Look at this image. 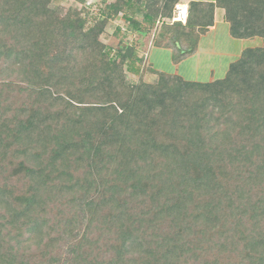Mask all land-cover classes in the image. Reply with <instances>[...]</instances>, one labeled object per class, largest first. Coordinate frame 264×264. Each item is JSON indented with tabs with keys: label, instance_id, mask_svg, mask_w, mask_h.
I'll use <instances>...</instances> for the list:
<instances>
[{
	"label": "trees",
	"instance_id": "16d2710c",
	"mask_svg": "<svg viewBox=\"0 0 264 264\" xmlns=\"http://www.w3.org/2000/svg\"><path fill=\"white\" fill-rule=\"evenodd\" d=\"M109 1L0 0V264H264V46L199 82L102 41L122 15L179 65L216 10L264 39V0Z\"/></svg>",
	"mask_w": 264,
	"mask_h": 264
},
{
	"label": "rangeland",
	"instance_id": "374dc122",
	"mask_svg": "<svg viewBox=\"0 0 264 264\" xmlns=\"http://www.w3.org/2000/svg\"><path fill=\"white\" fill-rule=\"evenodd\" d=\"M113 0H110L109 2H111ZM100 2L101 0H86L85 4L80 3L78 0H54V4L55 6L57 5H61L64 7H78L79 9H84V17L87 19V27L91 26L94 22V18H96L99 15L100 12ZM223 12V11H221ZM118 29H120V32L118 31ZM257 39V40H256ZM255 40L257 42L253 43L251 46L253 47H262L264 46V39L261 38H256ZM120 40L122 41L123 45H129V46H134L135 48L138 49L139 52H141L142 54H144L143 57V62L139 63L137 66L139 68L142 67H147V65H152L154 68H159L154 61L153 58V51H157L155 49L152 48L151 52H152V56L150 57V59L148 61H146L147 59V54H148V50L150 48V39L149 36L145 35L143 36V34L141 33H137V32H132L129 28V23L124 19V17L122 15H120L116 20L114 21H110L106 33L102 36V41L108 45L110 48L113 49L112 54L115 55L117 52V49L119 47V42ZM254 40V41H255ZM221 43L219 44L218 47V51H217V55L215 54V51L213 53V56H218L217 57V61L220 62V59H230L234 57L235 52H232L230 50L232 44L231 41L229 39H221ZM263 42V43H262ZM204 50V49H203ZM159 52V51H158ZM157 53V52H156ZM163 53L168 54L167 57L162 56V62L159 61L160 64L162 65V69L165 72L168 73H178L180 71H183L184 69L186 70H193V74L196 70H199L202 72H206L209 67L214 64L213 60L208 59L207 57H203V55L201 56V61L202 63L200 64L201 67H198V69H194L191 66H189L190 63H185L182 66H175L172 62H171V58L168 52L163 51ZM204 54V53H203ZM208 54V53H207ZM155 57V55H154ZM220 57V58H219ZM216 64V63H215ZM168 67V69H167ZM191 67V68H190ZM213 68V67H212ZM206 74V76L204 78H200V82H209V81H213V80H217V79H221L223 78L225 75H219L217 74V72H215L214 75H210L212 73H204ZM127 76L129 78V80L131 81H135L138 79V75H136L134 72L132 71H127ZM147 80H151L153 79V77L151 75H147Z\"/></svg>",
	"mask_w": 264,
	"mask_h": 264
},
{
	"label": "crops",
	"instance_id": "0c3cea01",
	"mask_svg": "<svg viewBox=\"0 0 264 264\" xmlns=\"http://www.w3.org/2000/svg\"><path fill=\"white\" fill-rule=\"evenodd\" d=\"M191 1H212V0H183L182 2H186V3L190 4ZM221 11L222 10H216V14H215L216 15V24L210 28L207 35H205L201 38L200 43H199V50H198L197 54L195 56L191 57L190 59L182 62L181 64L175 65V66L179 67V66L184 65L187 62L188 63L191 62V64H189V66L192 65V67L194 69L195 68L198 69V67H201L200 64L202 63V61H201L202 55H203V57H207L210 60L212 59L214 64H212L206 72H202V73H201L200 69L196 70L194 72V74H193V70H186V69L176 73L177 75L182 76L185 80L199 81L200 82L199 79L204 78L206 76V74H204V73H209V74L212 73L210 75H214L215 72H217V74H219V75H225L227 73L230 65L240 58L242 52L245 49L254 48L251 45L253 43L257 42L256 38H255L256 40L254 39L255 41L254 40H237V39H234L230 36V26L228 23H226L224 21V12H221ZM224 38L229 39L231 41L232 46H231L230 50L232 52H235V54H234L233 58H230L227 60L220 59V62H218L217 61L218 56H213V53L215 51V54L216 55L218 54L217 51H218L219 44L222 42L221 39H224ZM152 48L157 50V51H153L154 52L153 58H154L155 64L159 67V68H155V69L161 70L163 64H160L159 61L164 63L162 61L163 60L162 56H165V57L168 56V54L163 53V51L168 52L170 55V58H171V52L169 50L154 48L151 45L149 50H148L146 61H148L150 59V57L152 56V52H151ZM154 55H155V57H154ZM167 69H168V67H167Z\"/></svg>",
	"mask_w": 264,
	"mask_h": 264
},
{
	"label": "built area",
	"instance_id": "2783aa9c",
	"mask_svg": "<svg viewBox=\"0 0 264 264\" xmlns=\"http://www.w3.org/2000/svg\"><path fill=\"white\" fill-rule=\"evenodd\" d=\"M190 15V6L186 2H179L175 5L174 17L172 22H181L186 24Z\"/></svg>",
	"mask_w": 264,
	"mask_h": 264
}]
</instances>
